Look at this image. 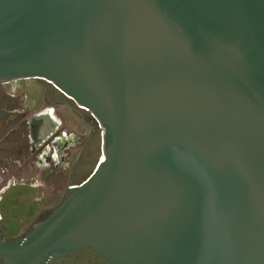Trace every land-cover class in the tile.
Listing matches in <instances>:
<instances>
[{"label": "water", "instance_id": "water-1", "mask_svg": "<svg viewBox=\"0 0 264 264\" xmlns=\"http://www.w3.org/2000/svg\"><path fill=\"white\" fill-rule=\"evenodd\" d=\"M28 78L103 159L0 264H264V0H0V82Z\"/></svg>", "mask_w": 264, "mask_h": 264}, {"label": "flooded vegetation", "instance_id": "flooded-vegetation-1", "mask_svg": "<svg viewBox=\"0 0 264 264\" xmlns=\"http://www.w3.org/2000/svg\"><path fill=\"white\" fill-rule=\"evenodd\" d=\"M38 80L59 91L48 81ZM14 82H0V162L3 163L0 166V197L11 186V181L26 180L23 176L14 175L18 171L17 165L24 163H31L34 176L43 178L47 183L54 185L59 181H68L66 190L70 192L69 186L79 184L89 177L102 157L101 146L91 167L89 159L94 155V150L96 151L95 137L99 135L102 138L100 123L89 110L77 105L61 91L59 92L65 98L58 97L56 91L51 89L45 91L40 101L29 97V101H43L45 105L43 109L34 111L30 106H24L28 95L19 85L14 86ZM61 104L75 117L72 127H68L63 119L56 116L55 106ZM80 124L85 127L86 132L79 131ZM18 136L27 145L24 142L11 144V140ZM74 152H77L75 156L72 155ZM33 180V187L41 185L38 184L41 180ZM3 237L5 236L0 234V238ZM68 256H72L75 262L83 257L84 260H95L97 264H107L90 248L68 252L53 258L47 264H53V260H62Z\"/></svg>", "mask_w": 264, "mask_h": 264}, {"label": "rangeland", "instance_id": "rangeland-1", "mask_svg": "<svg viewBox=\"0 0 264 264\" xmlns=\"http://www.w3.org/2000/svg\"><path fill=\"white\" fill-rule=\"evenodd\" d=\"M16 82L21 83L22 85L24 84L28 86L29 89L31 87L32 89H36L34 90L35 95L33 99H36V100L38 99V101L42 99L45 91L49 89L56 91L58 97L62 99L65 98L64 96H62V94L59 91L55 90L53 86H50L47 83H42L36 78L17 80L13 83L14 86L16 85L15 84ZM6 86L8 87L9 85H6ZM29 89H26V90H29ZM66 100L68 101V99ZM69 102L72 103L71 101ZM79 127H80L79 131L86 132V129L83 125L80 124ZM95 138L96 139L94 140V145H95L96 151L94 150L95 152L94 155L91 157V159H89L91 167L95 163L97 154L99 153L98 148L102 146V138L99 135H97ZM76 154L77 152H74L72 155L75 156ZM25 181H26L25 183L16 182L12 184L10 187L11 190L9 191L10 193H14V192L27 193L26 194L27 197L24 200L23 204H20L18 206L13 205V207H10L9 217H6L4 221L0 220V234L5 236L9 242L20 240L22 237L33 232V230L35 229V225L38 222L43 221L47 217H49L52 214V212L57 207H59L65 201V199L68 198L71 194L69 191L66 190L68 181H66L64 185H61L58 188H54L52 184L48 185L49 183H47L44 180H41L39 183L38 182L37 183L39 185L41 184L40 187L42 188L47 187V188L46 190L43 188L41 193L37 196H36V193L29 191L27 188V186L31 185V182L34 180L26 178ZM2 199L3 197L1 195L0 202L2 201ZM32 200L35 202L36 206L42 202L43 204L42 210L41 209L34 210V205L31 203ZM4 205H5V202L2 203V206ZM32 210L34 211L32 212ZM53 264H97V262L91 259L84 260L83 257H81L79 260L75 262L72 260V256H68L62 260H53Z\"/></svg>", "mask_w": 264, "mask_h": 264}, {"label": "crops", "instance_id": "crops-1", "mask_svg": "<svg viewBox=\"0 0 264 264\" xmlns=\"http://www.w3.org/2000/svg\"><path fill=\"white\" fill-rule=\"evenodd\" d=\"M15 84L19 85L20 86V89L22 88V90L27 93L28 97L26 98V101L24 103V106H30L34 111H39L41 109H43V107L45 106L44 103L41 101V102H38V103H34V102H31L29 101V97H32L34 98V90L36 89H32V87L29 89L28 86L26 85H22L21 83H18L16 82ZM28 87V88H27ZM26 89H29V90H26ZM30 91V92H28ZM45 94V93H44ZM55 109H56V116L57 117H60L61 119H63L65 121V123L68 125V127H72L74 125V115L71 113V111L65 106V105H57L55 106ZM21 143V142H24V140L22 141V139H20V137H14L12 140H11V144H14L16 145V143ZM26 145H27V142L25 141L24 142ZM3 163L0 162V166H2ZM18 171L16 173H14V175H17V176H23L27 179H31L33 180L34 179H38V180H44L43 178L39 177V176H34V173L32 172V164L30 163H24V164H18ZM34 176V177H33ZM46 181V180H44ZM47 182V181H46ZM49 183V182H48ZM48 185H51L50 183ZM61 185H64V181H59L58 183L54 184V188H58L59 186ZM57 186V187H56ZM11 187V186H10ZM8 187L6 190H4L1 195L3 197L2 201L0 202V215L2 216V219L4 221V219L6 217H9V212H10V207H13V205H20V204H23L24 200L26 199L27 197V193H17V192H14V193H10L9 191L11 190V188ZM28 190L29 191H32L34 193H36V196L39 195L41 193V191L43 190V188L46 190L45 187H33L32 185H28L27 186ZM29 194V193H28ZM6 197V199H5ZM5 202V205L2 206V203ZM31 203L34 205V210H37V209H41L43 208V204L42 202L36 206L35 202L32 200ZM32 210V212L34 211ZM31 213V212H30ZM30 217V216H29Z\"/></svg>", "mask_w": 264, "mask_h": 264}, {"label": "built area", "instance_id": "built-area-1", "mask_svg": "<svg viewBox=\"0 0 264 264\" xmlns=\"http://www.w3.org/2000/svg\"><path fill=\"white\" fill-rule=\"evenodd\" d=\"M16 182L25 183L26 181L24 179L11 181V183L9 184V186L12 185V184H14V183H16Z\"/></svg>", "mask_w": 264, "mask_h": 264}, {"label": "bare ground", "instance_id": "bare-ground-1", "mask_svg": "<svg viewBox=\"0 0 264 264\" xmlns=\"http://www.w3.org/2000/svg\"><path fill=\"white\" fill-rule=\"evenodd\" d=\"M102 159H103V155H102Z\"/></svg>", "mask_w": 264, "mask_h": 264}]
</instances>
